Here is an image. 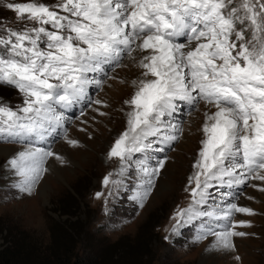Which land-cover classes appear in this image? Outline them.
<instances>
[{
	"label": "snow or ice",
	"instance_id": "1",
	"mask_svg": "<svg viewBox=\"0 0 264 264\" xmlns=\"http://www.w3.org/2000/svg\"><path fill=\"white\" fill-rule=\"evenodd\" d=\"M0 6L32 22L20 30L0 27V83L23 96L16 109L0 106V140L21 143L0 165L16 177L14 187L29 192L47 158L63 162L35 141L63 127V110L100 83L93 74L139 51L144 79L132 81L126 126L107 157L119 159L118 174L134 168L146 194L165 160L153 166L150 157L134 161V154L151 150L149 138L175 142L180 129L169 118L176 101L214 106L204 114V138L185 188L192 202L175 213L172 230L198 222L197 239L234 249L233 239L246 235L237 229L251 226L235 214L256 213L223 190L264 181V0H0Z\"/></svg>",
	"mask_w": 264,
	"mask_h": 264
},
{
	"label": "rangeland",
	"instance_id": "2",
	"mask_svg": "<svg viewBox=\"0 0 264 264\" xmlns=\"http://www.w3.org/2000/svg\"><path fill=\"white\" fill-rule=\"evenodd\" d=\"M25 26L31 27L32 22L26 18L18 21L12 11L0 6V27L20 30ZM141 54L139 51L132 57L125 54L119 66L105 65L103 71L93 74L100 83L91 85L83 99L63 110V127L35 141L37 146L58 153L63 162L47 158L46 171L29 192L18 191L14 187L16 177L0 167V253L17 251L23 256L31 252L30 256L36 258L33 262L38 261L36 264L41 259L52 262L50 249H55L52 234L59 228L56 223L69 219L75 221L71 242L78 256L95 252L119 237L132 242L134 236H139L141 240L145 229H149L152 264H264V192L252 186L264 187V181L253 180L247 186L223 190L235 197L232 202L250 207L256 213L235 214L234 219L248 220L251 226L237 229L246 235L233 239L234 249L218 250L206 240L197 239L198 222L181 224L176 231L172 230L175 213L192 202L185 188L188 177L195 171L192 165L204 138V114L214 112V106L204 101L194 106L176 101L178 110L169 118L179 125L175 142L165 145L159 138H149L151 150L134 154V161L150 157L148 163L153 166L158 159L165 160V166L152 178L146 194L134 168L118 174L119 159L107 157L113 141L126 126L125 113L131 109L124 101L136 90L132 81L144 79V70L137 60ZM22 102L23 96L14 86L0 83V106L16 109ZM69 139L78 144L70 145ZM20 147L21 143L0 140V165ZM108 174H111L110 183L105 186L102 181ZM74 189L81 192L82 198H76L78 208L72 218H67L53 209L55 199L67 198L68 193L74 194ZM97 192L102 194L100 198H96Z\"/></svg>",
	"mask_w": 264,
	"mask_h": 264
},
{
	"label": "trees",
	"instance_id": "3",
	"mask_svg": "<svg viewBox=\"0 0 264 264\" xmlns=\"http://www.w3.org/2000/svg\"><path fill=\"white\" fill-rule=\"evenodd\" d=\"M81 192L74 189V194L68 193L67 198H56L54 210L59 214L66 215L67 218H72L74 210L78 208L77 197ZM75 221L69 219L64 220L59 225L57 232L52 234V242L55 249H50L52 262L40 260L39 264H152L153 258L148 251L149 239L148 230L145 229V234L134 236L133 241H123L125 237H119L114 241L99 248L97 251L85 253L83 256H78L73 250V242H71L74 234ZM61 236V237H60ZM137 237V238H136ZM57 239V240H56ZM60 248H62L60 250ZM19 251V250H18ZM26 253L23 256L19 252H3L0 253V264H36L38 261L32 259L35 256H30ZM37 257V256H36Z\"/></svg>",
	"mask_w": 264,
	"mask_h": 264
},
{
	"label": "bare ground",
	"instance_id": "4",
	"mask_svg": "<svg viewBox=\"0 0 264 264\" xmlns=\"http://www.w3.org/2000/svg\"><path fill=\"white\" fill-rule=\"evenodd\" d=\"M141 56H142V54H141L140 56L138 55V57H137L138 62H139V59L141 58ZM136 69H137V68H136Z\"/></svg>",
	"mask_w": 264,
	"mask_h": 264
}]
</instances>
